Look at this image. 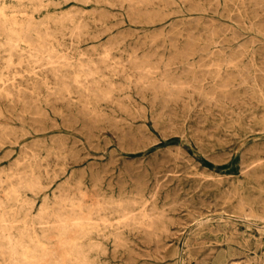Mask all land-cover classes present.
<instances>
[{
  "label": "rangeland",
  "instance_id": "rangeland-1",
  "mask_svg": "<svg viewBox=\"0 0 264 264\" xmlns=\"http://www.w3.org/2000/svg\"><path fill=\"white\" fill-rule=\"evenodd\" d=\"M0 7L34 25L14 41L0 28V228L40 233L54 224L41 223L52 218L41 208L91 205L80 254L53 264H264V0ZM42 241L51 248L55 237Z\"/></svg>",
  "mask_w": 264,
  "mask_h": 264
},
{
  "label": "bare ground",
  "instance_id": "bare-ground-1",
  "mask_svg": "<svg viewBox=\"0 0 264 264\" xmlns=\"http://www.w3.org/2000/svg\"><path fill=\"white\" fill-rule=\"evenodd\" d=\"M24 1V0H23ZM26 1V0H25ZM116 1V0H115ZM129 1V0H128ZM142 1V0H141ZM187 1H189V0H187ZM28 2V1H27ZM131 2V1H130ZM129 2V3H130ZM155 2H157V1H155ZM109 4H111V3H109ZM117 4V3H116ZM262 4H263V2H262ZM261 4V5H262ZM111 5H113V4H111ZM118 5V4H117ZM152 5V4H151ZM4 6V5H3ZM109 7V6H108ZM211 7V6H210ZM12 8V7H11ZM20 8V7H19ZM187 8V7H186ZM199 8V7H198ZM203 8V7H202ZM4 8H2V7H0V23H1V25H0V28L2 27L3 28V30L4 31H6L5 33L7 34V36H8V38H9V40H10V38H11V40H12V38H16V39H21L22 37H24L25 35H27L28 34V32H30L31 31V29H33V27H34V25H33V17H24V18H22V19H20V20H17V18H14V17H9V16H7V14L4 12V10H3ZM8 9V8H7ZM184 9V8H183ZM216 9V8H215ZM222 9V8H221ZM34 10V9H33ZM39 10V9H38ZM132 10V9H131ZM217 10V9H216ZM32 11V10H31ZM163 11V10H162ZM34 12H35V10H34ZM84 12V11H83ZM136 12V11H135ZM225 12V11H224ZM261 12V11H260ZM35 13H37V12H35ZM198 13V12H197ZM75 15V14H74ZM82 15V14H81ZM180 15V14H179ZM78 16H79V14H78ZM134 17V16H133ZM68 18V17H67ZM192 18V17H191ZM195 18V17H194ZM196 19V18H195ZM241 19V18H240ZM175 20V19H174ZM179 20V19H178ZM150 21V20H149ZM194 21V20H193ZM210 21V20H209ZM50 22V21H49ZM78 22V21H77ZM230 22V21H229ZM249 22V21H248ZM68 23V22H67ZM177 23V22H176ZM70 24V23H69ZM188 24V23H187ZM186 24V25H187ZM97 25V24H96ZM193 25V24H192ZM244 25V27H245V24H243ZM80 27H81V25H80ZM42 28V27H41ZM220 28V27H219ZM43 29V28H42ZM2 30V29H1ZM78 30V29H77ZM133 30V29H132ZM223 30H225V29H223ZM227 30V29H226ZM233 30V29H232ZM255 30H256V28H255ZM38 31V30H37ZM45 31V30H44ZM67 31H69L68 29H67ZM257 31V30H256ZM76 32V31H75ZM197 32V31H196ZM218 32V31H217ZM227 32V31H226ZM235 32V31H234ZM2 33H3V31H2ZM185 33V32H184ZM233 33V32H232ZM238 33V32H237ZM40 34V33H39ZM99 34V33H98ZM148 34V33H147ZM200 34V33H199ZM29 35V34H28ZM34 35H35V33H34ZM71 35V34H70ZM83 35V34H82ZM166 35V34H165ZM190 35V34H189ZM36 36V35H35ZM169 36V35H168ZM171 36V35H170ZM216 36V35H215ZM261 36V35H260ZM45 37H47V36H45ZM65 37H67V36H65ZM69 37V36H68ZM75 37V36H74ZM77 37V36H76ZM75 37V38H76ZM137 37V36H136ZM212 37V36H211ZM6 37H4V39H5ZM7 38V39H8ZM29 38V37H28ZM72 38V37H71ZM78 38V37H77ZM243 38V37H242ZM247 38V37H246ZM251 38V37H250ZM7 39H5L6 41H8ZM34 39H36V38H34ZM73 39V38H72ZM182 39V38H181ZM23 40V39H22ZM38 40V39H37ZM80 40V39H79ZM126 40V39H125ZM151 40V39H150ZM232 40V39H231ZM12 41H14V40H12ZM20 41V40H19ZM70 41V40H69ZM245 41V40H244ZM252 41V40H251ZM256 41V40H255ZM254 41V42H255ZM9 42V41H8ZM8 42H7V44H8ZM17 42V41H16ZM42 42V41H41ZM54 42V41H53ZM126 42V41H125ZM153 42V41H152ZM175 42V41H174ZM4 43V42H3ZM6 43V42H5ZM34 43V42H33ZM55 43V42H54ZM70 43V42H69ZM236 43V42H235ZM234 43V44H235ZM242 43V42H241ZM258 43V42H257ZM14 44V43H13ZM16 44V43H15ZM14 44V45H15ZM20 44V43H19ZM142 44V43H141ZM164 44V43H163ZM172 44V43H171ZM216 44V43H215ZM243 44V43H242ZM9 45H11V44H9ZM9 45H7V46H9ZM27 45V44H26ZM32 45V44H31ZM36 45V44H35ZM69 45V44H68ZM150 46H151V44H149ZM148 45V46H149ZM207 45V44H206ZM212 45V44H211ZM239 45V44H238ZM262 45V44H261ZM7 46H5V47H7ZM37 46V45H36ZM108 46V45H107ZM122 46V45H121ZM156 46V45H155ZM172 46V45H171ZM202 46V45H201ZM212 46H214V45H212ZM237 46V45H236ZM240 46V45H239ZM252 46V45H251ZM1 47V46H0ZM13 47V46H12ZM11 47V48H12ZM16 47V46H15ZM39 47V46H38ZM43 47V46H42ZM143 47V46H142ZM222 47V46H221ZM9 48H10V46H9ZM28 48V47H27ZM109 48V47H108ZM199 48V47H198ZM201 48V47H200ZM14 49V48H13ZM32 49V48H31ZM35 49V48H34ZM38 49V48H37ZM10 50H12V49H10ZM36 50V49H35ZM155 50V49H154ZM157 50V49H156ZM218 50V49H217ZM18 51H19V49H18ZM69 51V50H68ZM129 51H131V50H129ZM219 51V50H218ZM12 52H14V51H12ZM104 52V51H103ZM112 52V51H111ZM120 53H121V51H119ZM208 52V51H207ZM37 53V52H36ZM56 54H57V52H55ZM70 53V52H69ZM123 53V52H122ZM170 53V52H169ZM168 53V54H169ZM219 53V52H218ZM6 54H8V53H6ZM15 54H17V53H15ZM19 54V53H18ZM117 54V53H116ZM124 54V53H123ZM209 54V53H208ZM29 54H27L26 53V56H28ZM48 55H49V52H48ZM126 55H128V53L126 54ZM135 55V54H134ZM7 56V55H6ZM63 56V55H62ZM80 56V55H79ZM50 57V56H49ZM102 58L103 57H105L104 55H102L101 56ZM198 57V56H197ZM231 57V56H230ZM251 57H252V55H251ZM29 58V57H28ZM27 58V59H28ZM31 59H34V58H32V57H30ZM60 58H62V57H60ZM95 58H96V56H95ZM158 58V57H157ZM162 58V57H161ZM192 58V57H191ZM9 59V58H8ZM169 59H170V57H169ZM21 60V59H20ZM35 60V59H34ZM53 60V59H52ZM86 60H88V59H86ZM110 60V59H109ZM114 60V59H113ZM129 60V59H128ZM127 60V61H128ZM145 60V59H144ZM146 60H148V59H146ZM4 61V60H3ZM6 61V60H5ZM19 61V60H18ZM25 61V60H24ZM23 61V62H24ZM44 61V60H43ZM54 61H55V59H54ZM62 61V60H61ZM116 61H117V59H116ZM132 61V60H131ZM249 61V60H248ZM251 61V60H250ZM1 62V61H0ZM56 63L58 62V61H55ZM112 63H113V61H111ZM132 62H135L134 60L132 61ZM151 62V61H150ZM157 62V61H156ZM212 62V61H211ZM246 62H247V60H246ZM62 63H66V62H64V60H63V62ZM79 63V62H78ZM104 63V62H103ZM129 63V62H128ZM15 64V63H14ZM25 64H26V62H25ZM32 64V63H31ZM67 64V63H66ZM89 64V63H88ZM157 64V63H156ZM184 64V63H183ZM255 64V63H254ZM7 65H8V63H7ZM29 65V64H28ZM33 65V64H32ZM231 65V64H230ZM13 66V65H12ZM11 66V67H12ZM36 67H37V65H35ZM53 66V65H52ZM61 66V65H60ZM67 66V65H66ZM65 66V67H66ZM115 66V65H114ZM120 66V65H119ZM152 66H153V63H152ZM164 66V65H163ZM186 66V65H185ZM235 66V65H234ZM233 66V67H234ZM5 67V66H4ZM17 67V66H16ZM19 67V66H18ZM35 67V68H36ZM47 67H49V66H47ZM57 67H58V65H57ZM57 67H56V70H57ZM64 67V66H63ZM82 67V66H81ZM81 67H79L80 69H81ZM110 67V66H109ZM121 67V66H120ZM151 67V66H150ZM188 67V66H187ZM211 66H209V68H210ZM253 67V66H252ZM7 68V67H6ZM9 68V67H8ZM29 68V67H28ZM50 68V67H49ZM67 68V67H66ZM191 68H193V67H191ZM199 68V67H198ZM208 68V67H207ZM206 68V69H207ZM208 68V69H209ZM215 68L217 69V67L215 66ZM249 69L251 68V67H248ZM247 68V69H248ZM19 69V68H18ZM40 69H42V68H40ZM78 69V68H77ZM80 69H78V70H80ZM84 69V68H83ZM149 69V68H148ZM168 69V68H167ZM194 69V68H193ZM201 69V68H200ZM205 69V68H204ZM220 69V68H219ZM225 69V68H224ZM232 69H234V68H232ZM5 70V69H4ZM21 70V69H20ZM50 70H51V68H50ZM63 70V69H62ZM67 70V69H66ZM104 70V69H103ZM111 70V69H110ZM116 70V69H115ZM150 70V69H149ZM6 71V70H5ZM4 71V72H5ZM22 71V70H21ZM46 71H48L47 69H46ZM57 71H59V70H57ZM72 71V70H71ZM113 71V70H112ZM127 71V70H126ZM140 71V70H139ZM143 71V70H142ZM158 71V70H157ZM156 71V72H157ZM199 71V70H198ZM245 71H246V69H245ZM248 71V70H247ZM259 71V70H258ZM13 72H14V70H13ZM76 72V71H75ZM124 72V71H123ZM148 72V71H147ZM153 72H155V71H153ZM155 72V73H156ZM208 72V71H207ZM217 72V71H216ZM236 72V71H235ZM260 72V74H262L261 73V71H259ZM50 73V72H49ZM56 73V72H55ZM64 73V72H63ZM72 73V72H71ZM139 73V72H138ZM163 73H165V72H163ZM246 73V72H245ZM254 73V72H253ZM8 74V73H7ZM25 74V73H24ZM23 74V75H24ZM57 75H58V73H56ZM109 74V73H108ZM112 74V73H111ZM120 74H121V72H120ZM141 74H142V72H141ZM157 74V73H156ZM161 74V73H160ZM9 75V74H8ZM14 75V74H13ZM16 75V74H15ZM73 75V74H72ZM118 75V74H117ZM153 75V74H152ZM244 75V74H243ZM27 76V75H26ZM36 76V75H35ZM51 76V75H50ZM86 76V75H85ZM93 76V75H92ZM147 76H149V75H147ZM177 76V75H176ZM240 76H241V74H240ZM239 76V77H240ZM250 76H251V74H250ZM249 76V77H250ZM12 77V76H11ZM10 77V78H11ZM51 77H53V76H51ZM50 77V78H51ZM73 77V76H72ZM87 77V76H86ZM138 77V76H137ZM150 77V76H149ZM248 77V78H249ZM20 78V77H19ZM39 78V77H38ZM69 78V77H68ZM139 78V77H138ZM165 78V77H164ZM193 78V77H192ZM251 78V77H250ZM62 79V78H61ZM61 79H59V80H61ZM102 79H104V78H102ZM165 79H168V78H165ZM164 79V80H165ZM171 79V78H170ZM219 79H220V77H219ZM4 80V79H3ZM66 80V79H65ZM72 80H74V79H72ZM77 80V79H76ZM79 80V79H78ZM142 80H144V79H142ZM142 80H140V81H142ZM162 80V79H161ZM173 80V79H172ZM242 80V79H241ZM68 81V80H67ZM129 81V80H128ZM146 80H144V82H145ZM177 82H178V80H176ZM180 81V80H179ZM243 81V80H242ZM11 81L9 80V83H10ZM44 82V81H43ZM42 82V83H43ZM136 82V81H135ZM181 82V81H180ZM211 82H212V80H211ZM245 82V81H244ZM1 83V82H0ZM30 83V82H29ZM70 83H71V81H70ZM139 83H141V82H139ZM158 84L160 83V82H157ZM172 83V82H171ZM205 83H207V82H205ZM240 83H241V81H240ZM8 84V83H7ZM72 84V83H71ZM104 84H106L105 82H104ZM142 84V83H141ZM140 84V85H141ZM166 84H167V82H166ZM213 84V83H212ZM214 84H215V82H214ZM223 85H225V84H227V83H222ZM228 84L230 85V83L228 82ZM66 85V84H65ZM75 85H77L76 83H75ZM111 85V84H110ZM138 85V84H137ZM143 85V84H142ZM148 85V84H147ZM164 85V84H163ZM163 85L161 84V87H163ZM190 85V84H189ZM238 85V84H237ZM25 86V85H24ZM78 86V85H77ZM105 86V85H104ZM119 86V85H118ZM165 86V85H164ZM181 86V85H180ZM185 86V85H184ZM184 86H182V87H184ZM187 86V85H186ZM185 86V87H186ZM191 86V85H190ZM213 86V85H212ZM222 86V85H221ZM17 87V86H16ZM80 87V86H79ZM120 87V86H119ZM145 87V86H144ZM170 87V86H169ZM174 87H176V86H174ZM179 87V86H178ZM181 87V88H182ZM188 87V86H187ZM249 87V86H248ZM44 88V87H43ZM82 88V87H81ZM110 88V87H109ZM127 88V87H126ZM134 88V87H133ZM133 88H131V89H133ZM146 88V87H145ZM163 88H165L166 89V86L165 87H163ZM21 89V88H20ZM23 89V88H22ZM21 89V90H22ZM111 89V88H110ZM113 89V88H112ZM120 89V88H119ZM135 89V88H134ZM211 89V88H210ZM222 89V88H221ZM224 89H227V88H224ZM234 89V88H233ZM73 90V89H72ZM83 90V89H82ZM97 90V89H96ZM114 90V89H113ZM164 90V89H163ZM170 90V89H169ZM173 90H174V88H173ZM176 90V89H175ZM179 90V89H178ZM17 91V90H16ZM26 91V90H25ZM48 91V90H47ZM221 91V90H220ZM30 92V91H29ZM61 92V91H60ZM66 92V91H65ZM162 92V91H161ZM197 92H200V91H197ZM5 93V92H4ZM17 93V92H16ZM67 93V92H66ZM105 93V92H104ZM103 93V94H104ZM148 93H149V91H148ZM169 93V92H168ZM205 93V92H204ZM166 94V93H165ZM100 95V94H99ZM105 95V94H104ZM174 96H175V94H173ZM100 96H102V97H104L103 95H100ZM108 96V95H107ZM104 97V99H107V98H109V97ZM205 96V95H204ZM207 96V95H206ZM224 96V95H223ZM8 97V96H7ZM60 97V96H59ZM67 97V96H66ZM114 97V96H113ZM112 97V98H113ZM125 97V96H124ZM184 97H185V95H184ZM9 98V97H8ZM187 98V97H186ZM263 98V97H262ZM11 99V98H10ZM9 99V100H10ZM16 99H18L17 97H16ZM97 99V98H96ZM103 99V100H104ZM156 99V98H155ZM167 99V98H166ZM179 99H181V98H179ZM70 100V99H69ZM168 100H170V98L168 99ZM196 100H197V97H196ZM211 100H212V97H211ZM72 101V100H71ZM85 101V100H84ZM108 101V100H107ZM127 101V100H126ZM156 101H157V99H156ZM186 101V100H185ZM264 101V100H263ZM32 102V101H31ZM9 104V103H8ZM78 104H79V102H78ZM118 104V103H117ZM193 104V103H192ZM59 105V104H58ZM110 105V104H109ZM130 105V104H129ZM194 105V104H193ZM86 106V105H85ZM88 106H90V105H88ZM67 107V106H66ZM23 109V108H22ZM80 109H82L83 110V108H79V110ZM85 109H87V108H85ZM106 109V108H105ZM122 109H124V108H122ZM132 109H134V108H132ZM99 111V110H98ZM108 111V110H107ZM118 111V110H117ZM17 112V111H16ZM86 112H87V110H86ZM100 112V111H99ZM138 113V112H137ZM19 114V113H18ZM30 116V115H29ZM38 116V115H37ZM36 116V117H37ZM71 116V115H70ZM8 117V116H7ZM12 117V116H11ZM14 118V117H13ZM94 118V117H93ZM9 119V118H8ZM11 119V118H10ZM14 120V119H13ZM16 120V119H15ZM19 120V119H18ZM95 120V119H94ZM114 120V119H113ZM116 120V119H115ZM60 121V120H59ZM86 121H88V120H86ZM90 121V120H89ZM5 122V121H4ZM50 122V121H49ZM52 123V122H51ZM124 123V122H123ZM10 124V123H9ZM12 125V124H11ZM11 125H9V126H11ZM14 125H15V123H14ZM1 128V127H0ZM80 128H82V127H80ZM120 129V128H119ZM5 130V129H4ZM109 130V129H108ZM6 131V130H5ZM113 131H114V129H113ZM112 132V131H111ZM115 132V131H114ZM113 132V133H114ZM112 133V134H113ZM128 134V133H127ZM119 135V134H118ZM129 138V137H128ZM71 139V138H70ZM48 140V139H47ZM57 140V139H56ZM77 141V140H76ZM81 141V140H80ZM59 142V141H58ZM8 143H9V140H8ZM13 143V142H12ZM89 143V142H88ZM36 144V143H35ZM59 144V143H58ZM37 145V144H36ZM64 146V145H63ZM95 146V145H94ZM83 147V146H82ZM33 148V147H32ZM173 148V147H172ZM260 148V147H259ZM24 149V148H23ZM53 149V148H52ZM29 150V149H28ZM51 151V150H50ZM88 152V151H87ZM165 152H166V150H165ZM31 153V152H30ZM247 153V152H246ZM45 154H47V153H45ZM173 154H175V153H173ZM249 154V153H248ZM50 155H51V153H50ZM252 155V154H251ZM32 156V155H31ZM60 156V155H59ZM58 156V157H59ZM71 156V155H70ZM176 157V156H175ZM179 157H181V156H179ZM178 157V158H179ZM60 158H61V156H60ZM63 158V157H62ZM67 158V157H66ZM29 159V158H28ZM54 159V158H53ZM181 159V158H180ZM55 160V159H54ZM60 160V159H59ZM184 161H186V160H184ZM241 161H243V160H241ZM258 162V161H257ZM31 163V162H30ZM53 163V162H52ZM21 164V163H20ZM32 164V163H31ZM262 166V165H261ZM246 167V166H245ZM254 167V166H253ZM29 168V167H28ZM33 169H37V168H33ZM43 169V168H42ZM261 169V168H260ZM30 169H28V171H29ZM250 170V169H249ZM38 171V170H37ZM42 171V170H41ZM51 171V170H50ZM31 172V171H30ZM240 172V171H239ZM39 173V172H38ZM246 173H247V171H246ZM55 174V173H54ZM240 174V173H239ZM19 176H20V174H18ZM27 175V174H26ZM37 175V174H36ZM45 175V174H44ZM21 176L23 177L24 175H22L21 174ZM28 176H30L29 174H28ZM46 176V175H45ZM98 176V175H97ZM14 177V176H13ZM16 177V176H15ZM38 177V176H37ZM36 177V178H37ZM51 177H52V175H51ZM19 178V177H18ZM31 178V177H30ZM29 178V179H30ZM33 178V177H32ZM43 178V177H42ZM23 179V178H22ZM21 179V180H22ZM97 179V178H96ZM20 180V181H21ZM26 179H24V181H25ZM36 180H38V179H36ZM18 181V180H17ZM23 181V180H22ZM30 181H33L34 182V180L33 179H31ZM95 181V180H94ZM137 181H139V180H137ZM240 181V180H239ZM26 183L28 182V181H25ZM25 182H23V183H25ZM32 182V183H33ZM97 182V181H96ZM108 182V181H107ZM21 184H23L22 182H20ZM38 183V182H37ZM136 183V182H135ZM10 184V183H9ZM20 184V185H21ZM31 184V183H30ZM34 184H35V182H34ZM104 184V183H103ZM108 184V183H107ZM19 185V186H20ZM24 185V184H23ZM22 185V186H23ZM28 185H29V182H28ZM93 185H94V183H93ZM140 185V184H139ZM43 186V185H42ZM95 186V185H94ZM135 186V185H134ZM133 186V187H134ZM21 187V186H20ZM28 187V189L31 187V186H27ZM32 187L34 188V186L32 185ZM31 187V188H32ZM14 188V187H13ZM25 188V187H24ZM43 188V187H42ZM53 188V187H52ZM84 188V187H83ZM93 188V187H92ZM134 188H136V187H134ZM8 189V188H7ZM11 189V188H10ZM26 189V188H25ZM35 189V188H34ZM91 189V188H90ZM140 188H137V190H139ZM56 190V189H55ZM29 191H30V189H29ZM243 191V190H242ZM56 192V191H55ZM76 192V191H75ZM80 192V191H79ZM130 192V191H129ZM135 193H139V192H137L136 190L134 191ZM232 192V191H231ZM50 193V192H49ZM58 193V192H57ZM81 193V192H80ZM119 193V192H118ZM141 193V192H140ZM16 194H18V193H16ZM77 194V193H76ZM82 194V193H81ZM80 194V195H81ZM229 194V193H228ZM5 195V194H4ZM78 195V194H77ZM82 195H84V192H83V194ZM82 195L80 196V197H82ZM129 195V194H128ZM134 195V194H133ZM132 195V196H133ZM147 195V194H146ZM12 196V195H11ZM79 196V195H78ZM3 197V196H2ZM6 197V196H5ZM45 197V196H44ZM79 197V198H80ZM85 197V196H84ZM92 198V197H91ZM100 198V197H99ZM44 199V198H43ZM101 199V198H100ZM140 199H141V197H140ZM45 200V199H44ZM89 200H90V198H89ZM17 201V200H16ZM132 201H135V200H133L132 199ZM140 201H142V202H144L143 200H140ZM147 201V200H146ZM79 202V201H78ZM174 202V201H173ZM24 203V202H23ZM104 203V202H103ZM115 203V202H114ZM123 203V202H122ZM135 203V202H134ZM144 203H146V202H144ZM25 204V203H24ZM100 203H98V206H100L99 205ZM116 204V203H115ZM118 204V203H117ZM116 204V205H117ZM29 205H30V203H29ZM113 205V204H112ZM133 205V204H132ZM132 205H130L131 206V208H132ZM142 205H144V204H142ZM25 206V205H24ZM91 206V205H90ZM89 206V207H90ZM94 206H96V205H94ZM97 206V207H98ZM245 206V205H244ZM45 207V206H44ZM87 207V206H86ZM89 207L87 208V209H85V208H83L81 205H79L77 208H74V207H70V208H68L67 206H66V204H64V205H62V206H59L57 209H55V210H53V211H49V210H45L46 208H41V210H40V208H39V210H40V212L41 213H39V211H38V213L41 215V214H44L43 216H42V218L43 219H45L44 218V216H47L48 218H50V217H52V218H50V219H47V220H41V223H47V221H52V222H54V224L51 226V227H41L40 228V233H38L35 229H31V230H19V231H21V232H19L17 235H12L11 234V232H10V227H9V225H7V226H5V225H3V227H1L0 228V230L2 231V234H0V252L2 253V254H4L5 252H7V255H8V259L7 260H9V264H53V262L55 263H57V262H60V263H63L64 262V260L67 258V257H72V255H73V253H75L76 254V252H78L79 253V249H80V247H81V245H82V237L83 236H86L89 232V228L90 227H92L93 225H92V220L94 219V217H93V215H92V209H89ZM109 207H111V206H109ZM117 207V206H116ZM30 208V207H29ZM136 208V207H135ZM169 208V207H168ZM138 209H140V208H138ZM1 210V209H0ZM144 210V209H143ZM123 210H121V212H122ZM172 211V210H171ZM260 211V210H259ZM96 212V211H95ZM102 212V211H101ZM114 212V211H113ZM135 212V211H134ZM140 212H142L141 210H140ZM140 212H138V213H140ZM162 212V211H161ZM263 212V211H262ZM108 213V212H107ZM128 213H130V212H128ZM127 214V213H126ZM163 214V213H162ZM172 214V213H171ZM247 214V213H246ZM1 215H2V213H1ZM114 215H115V213H114ZM130 215V214H129ZM128 215V216H129ZM132 215V214H131ZM134 215V214H133ZM142 215V214H141ZM141 215H139V216H141ZM164 215V214H163ZM162 215V216H163ZM248 215V214H247ZM252 215V214H251ZM34 216V215H33ZM103 216V215H102ZM108 216V215H107ZM9 217V216H8ZM112 217V216H111ZM121 217H122V215H121ZM124 217H125V215H124ZM129 217H131V216H129ZM135 217H136V215H135ZM134 217V218H135ZM0 218L3 220L4 218L2 217V216H0ZM11 218V217H10ZM41 218V217H40ZM120 218V217H119ZM126 218L127 219H129L128 217H127V215H126ZM132 218H133V216H132ZM132 218H131V221H132ZM138 218V217H137ZM142 218V217H141ZM144 218V217H143ZM200 218V217H199ZM263 218V217H262ZM98 219V218H97ZM101 219H103V218H100L99 217V220H98V222L101 220ZM121 220H122V218H120ZM123 219H125V218H123ZM168 219H171V218H169L168 217ZM7 220V219H6ZM14 220V219H13ZM13 220H10V221H13ZM116 220H118L117 218H116ZM136 220V219H135ZM38 221V220H37ZM103 221V220H102ZM113 221V220H112ZM120 221V220H119ZM126 221V220H125ZM125 221L123 222L124 224H126L125 223ZM127 221H129L130 222V220H127ZM137 221V220H136ZM139 221H141V223H142V219L141 220H139ZM162 221V220H161ZM15 222V221H14ZM111 222V221H110ZM17 223H18V221H17ZM101 223V222H100ZM103 223V222H102ZM113 223L115 224V222L113 221ZM136 223H138V222H136ZM1 224H4V223H1ZM14 224V223H13ZM39 224V223H38ZM49 224V223H48ZM109 224V223H108ZM119 224V223H118ZM143 224V223H142ZM30 225V224H29ZM102 225H104V224H102ZM131 225V224H130ZM138 225V228H139V224H137ZM170 225V224H169ZM31 226V225H30ZM119 226H121V225H119ZM122 226H123V224H122ZM121 226V227H122ZM134 226V225H133ZM145 226V225H144ZM228 226V225H227ZM125 227H126V225H125ZM142 227V226H141ZM146 227V226H145ZM94 228H96V227H94ZM103 228H104V226H103ZM117 228V227H116ZM115 228V229H116ZM130 228V227H129ZM133 228H135V227H133ZM137 228V229H138ZM144 228V227H143ZM142 228V229H143ZM227 228V227H226ZM230 228V227H229ZM20 229V228H19ZM142 229H139V230H142ZM146 229V228H145ZM148 229V228H147ZM94 230V229H93ZM117 230V229H116ZM127 230V229H126ZM136 230V229H135ZM134 230V231H135ZM1 231H0V233H1ZM17 231V230H16ZM109 231V230H108ZM130 231V230H129ZM144 231V230H143ZM165 231V230H164ZM169 231V230H168ZM173 231V230H172ZM250 231V230H249ZM110 232V231H109ZM166 232V231H165ZM198 232V231H197ZM143 233V232H142ZM219 233V232H218ZM252 233V232H251ZM97 234V233H96ZM101 234V233H100ZM116 232H115V236H116ZM119 234V233H118ZM117 234V235H118ZM134 234V233H133ZM138 234V233H137ZM136 234V235H137ZM120 235V234H119ZM118 235V236H119ZM139 235V234H138ZM147 235V234H146ZM174 235V234H173ZM97 236V235H96ZM106 236V235H105ZM197 236V235H196ZM201 236V235H200ZM42 237H46V238H48V237H55V242H54V246L53 247H47L45 244H44V242L42 241ZM95 237V236H94ZM102 237V236H101ZM104 237V236H103ZM119 237H122V236H119ZM119 237H117L118 239H119ZM146 237V236H145ZM193 237V236H192ZM264 237V236H263ZM140 238H142V237H140ZM147 240H148V236H147V238H146ZM192 239H194V238H192ZM221 239V238H220ZM45 240V239H44ZM116 240V238L114 239V241ZM127 240V239H126ZM185 240V239H184ZM188 240V239H187ZM112 242V241H111ZM122 242V241H121ZM243 242V241H242ZM119 243H120V241H119ZM129 243V242H128ZM244 243V242H243ZM92 244V243H91ZM90 244V245H91ZM96 244V243H95ZM121 244V243H120ZM157 244H159V241H158V243ZM156 244V245H157ZM161 244V243H160ZM184 244V243H183ZM191 244V243H190ZM253 244V243H252ZM258 244V243H257ZM116 245L118 246V244L116 243ZM126 245V244H125ZM254 245V244H253ZM82 246H84V245H82ZM92 246V245H91ZM94 246V245H93ZM92 246V247H93ZM115 246V245H114ZM131 246V245H130ZM135 246V245H134ZM225 246V245H224ZM247 246V245H246ZM116 247V246H115ZM120 247V246H119ZM124 247V246H123ZM157 247V246H156ZM160 247V246H159ZM196 247H198V246H196ZM101 248H102V246H101ZM127 248V247H126ZM217 248V247H216ZM113 249V248H112ZM218 249V248H217ZM89 250V249H88ZM129 250H131V249H129ZM210 250V249H209ZM87 251V250H86ZM104 251V250H103ZM111 251V250H110ZM113 251V250H112ZM111 251V252H112ZM128 251V250H127ZM208 251V250H207ZM102 252V251H101ZM129 252V251H128ZM186 252V251H185ZM76 254V256L77 255H79V254ZM110 253V252H109ZM113 253V252H112ZM187 253V252H186ZM254 254V253H253ZM263 254V253H262ZM81 255H83V254H81ZM140 255V254H139ZM141 256V255H140ZM159 256V255H158ZM210 256V255H209ZM0 257H2V256H0ZM81 257V256H80ZM79 257V258H80ZM84 257V256H83ZM188 257V256H187ZM201 257H202V255H201ZM200 257V258H201ZM205 257V256H204ZM211 257V256H210ZM73 258V257H72ZM207 258V257H206ZM76 259V258H75ZM185 260H186V258H185ZM69 261V260H68ZM74 261V260H73ZM79 261H81V260H79ZM197 261V260H196ZM199 261V260H198ZM81 262H83V261H81ZM210 262V261H209ZM259 262V261H258ZM79 263V262H78ZM197 263V262H196ZM251 264H252V262H250ZM8 264V263H7ZM83 264V263H82ZM86 264H87V262H86ZM90 264V263H89Z\"/></svg>",
  "mask_w": 264,
  "mask_h": 264
}]
</instances>
